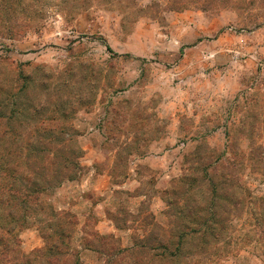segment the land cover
I'll use <instances>...</instances> for the list:
<instances>
[{
	"label": "rangeland",
	"instance_id": "374dc122",
	"mask_svg": "<svg viewBox=\"0 0 264 264\" xmlns=\"http://www.w3.org/2000/svg\"><path fill=\"white\" fill-rule=\"evenodd\" d=\"M0 116V261L264 264V0H0Z\"/></svg>",
	"mask_w": 264,
	"mask_h": 264
},
{
	"label": "trees",
	"instance_id": "16d2710c",
	"mask_svg": "<svg viewBox=\"0 0 264 264\" xmlns=\"http://www.w3.org/2000/svg\"><path fill=\"white\" fill-rule=\"evenodd\" d=\"M106 50L110 52L108 47H106ZM21 160H23V155H21L20 151L0 148V203L2 206L9 208L6 215V223L4 225V233L6 234H12L15 230V224L22 222V219H20L21 217L19 216L20 214L16 213V210H23L26 213L31 212V215H29L30 218H35L37 214L44 211V207L39 199L41 198L47 183L42 182L40 179L36 180L35 178L27 180L21 169ZM12 163V166H15V169L9 171ZM63 168L66 169L67 165H64ZM49 212L52 211L49 210ZM22 224H17V226L21 227ZM93 237L97 241L103 240V237L97 235H94ZM182 239L183 236L179 238L177 244L166 242V240L169 239H165V243L158 242L154 248L162 251V257L165 255L176 256L181 253L180 245ZM51 247L53 248L54 246L52 245ZM51 247L47 250L48 252H51ZM170 247L172 249L167 251ZM6 252L8 255H12V257L9 256L6 260L3 259V261H0V264H12L16 260H19L23 264H32L33 258L30 259L29 256L20 254L18 251L8 252V250H6Z\"/></svg>",
	"mask_w": 264,
	"mask_h": 264
},
{
	"label": "crops",
	"instance_id": "0c3cea01",
	"mask_svg": "<svg viewBox=\"0 0 264 264\" xmlns=\"http://www.w3.org/2000/svg\"><path fill=\"white\" fill-rule=\"evenodd\" d=\"M224 14H212V15H208V14H192V15H187L186 19H223ZM209 39V37H200L199 39H197L196 42V47L193 49H198V45H200V43L202 42L203 39Z\"/></svg>",
	"mask_w": 264,
	"mask_h": 264
}]
</instances>
